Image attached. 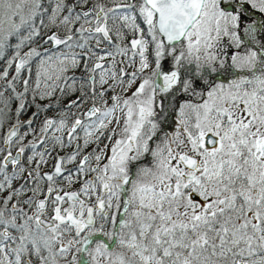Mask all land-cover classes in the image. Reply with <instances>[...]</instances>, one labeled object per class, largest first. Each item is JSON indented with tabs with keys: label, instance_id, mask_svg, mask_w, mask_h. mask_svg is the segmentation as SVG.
Returning a JSON list of instances; mask_svg holds the SVG:
<instances>
[{
	"label": "snow or ice",
	"instance_id": "6c2138e0",
	"mask_svg": "<svg viewBox=\"0 0 264 264\" xmlns=\"http://www.w3.org/2000/svg\"><path fill=\"white\" fill-rule=\"evenodd\" d=\"M0 264H264V0H0Z\"/></svg>",
	"mask_w": 264,
	"mask_h": 264
}]
</instances>
